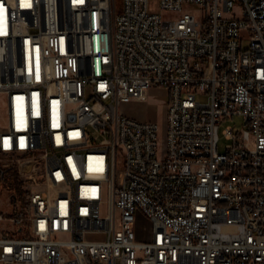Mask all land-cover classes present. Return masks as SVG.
Listing matches in <instances>:
<instances>
[{
  "label": "built area",
  "instance_id": "1",
  "mask_svg": "<svg viewBox=\"0 0 264 264\" xmlns=\"http://www.w3.org/2000/svg\"><path fill=\"white\" fill-rule=\"evenodd\" d=\"M0 95V264H264V0H0Z\"/></svg>",
  "mask_w": 264,
  "mask_h": 264
},
{
  "label": "rangeland",
  "instance_id": "2",
  "mask_svg": "<svg viewBox=\"0 0 264 264\" xmlns=\"http://www.w3.org/2000/svg\"><path fill=\"white\" fill-rule=\"evenodd\" d=\"M117 6L120 0H116ZM198 99H202L198 96ZM169 100V92L163 87H153L147 93L145 101L124 104L121 109L139 120L152 121L158 124L159 136L164 133L166 122V104ZM6 124L4 98L0 95V127ZM232 127L234 131L241 130L243 126L242 117L235 115L233 117H225L218 126V150L223 151L228 140L225 138L223 131L226 127ZM26 176L20 175L16 163L11 156L0 154V210L11 212L12 205L8 204L10 195L22 194V180ZM26 179L24 184H29ZM151 224L147 217L143 214L137 215V234L140 238L146 240L150 236Z\"/></svg>",
  "mask_w": 264,
  "mask_h": 264
},
{
  "label": "water",
  "instance_id": "3",
  "mask_svg": "<svg viewBox=\"0 0 264 264\" xmlns=\"http://www.w3.org/2000/svg\"><path fill=\"white\" fill-rule=\"evenodd\" d=\"M20 169H21V170H25V169H26V163H22V164L20 165Z\"/></svg>",
  "mask_w": 264,
  "mask_h": 264
},
{
  "label": "crops",
  "instance_id": "4",
  "mask_svg": "<svg viewBox=\"0 0 264 264\" xmlns=\"http://www.w3.org/2000/svg\"><path fill=\"white\" fill-rule=\"evenodd\" d=\"M128 115V114H127ZM132 117V116H131Z\"/></svg>",
  "mask_w": 264,
  "mask_h": 264
}]
</instances>
